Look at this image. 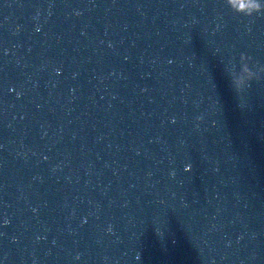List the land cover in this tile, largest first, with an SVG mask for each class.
<instances>
[{
  "label": "water",
  "instance_id": "water-1",
  "mask_svg": "<svg viewBox=\"0 0 264 264\" xmlns=\"http://www.w3.org/2000/svg\"><path fill=\"white\" fill-rule=\"evenodd\" d=\"M0 264H264V12L0 0Z\"/></svg>",
  "mask_w": 264,
  "mask_h": 264
},
{
  "label": "clouds",
  "instance_id": "clouds-1",
  "mask_svg": "<svg viewBox=\"0 0 264 264\" xmlns=\"http://www.w3.org/2000/svg\"><path fill=\"white\" fill-rule=\"evenodd\" d=\"M231 10L245 16H252L264 12V0H228ZM241 4L243 7H241ZM250 83L242 77L233 80L234 87L240 91Z\"/></svg>",
  "mask_w": 264,
  "mask_h": 264
}]
</instances>
